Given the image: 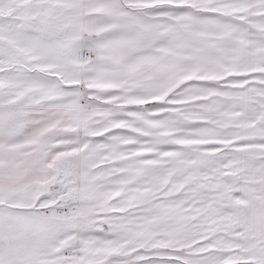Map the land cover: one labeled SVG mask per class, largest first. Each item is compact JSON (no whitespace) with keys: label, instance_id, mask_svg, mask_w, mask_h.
Masks as SVG:
<instances>
[{"label":"snow or ice","instance_id":"6c2138e0","mask_svg":"<svg viewBox=\"0 0 264 264\" xmlns=\"http://www.w3.org/2000/svg\"><path fill=\"white\" fill-rule=\"evenodd\" d=\"M0 264H264V0H0Z\"/></svg>","mask_w":264,"mask_h":264}]
</instances>
